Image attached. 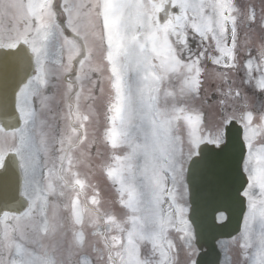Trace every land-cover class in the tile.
Wrapping results in <instances>:
<instances>
[{
	"label": "snow or ice",
	"instance_id": "1",
	"mask_svg": "<svg viewBox=\"0 0 264 264\" xmlns=\"http://www.w3.org/2000/svg\"><path fill=\"white\" fill-rule=\"evenodd\" d=\"M0 71V264H221L204 188L241 205L222 264H264V7L0 0Z\"/></svg>",
	"mask_w": 264,
	"mask_h": 264
},
{
	"label": "water",
	"instance_id": "2",
	"mask_svg": "<svg viewBox=\"0 0 264 264\" xmlns=\"http://www.w3.org/2000/svg\"><path fill=\"white\" fill-rule=\"evenodd\" d=\"M3 76V71H0V78ZM11 76V73H10ZM234 164V161L232 162ZM7 175L13 180V198L19 199V169L18 165L9 157ZM11 204V199L5 200L4 203ZM192 208L190 217L195 227L197 235V244L204 245L206 251H203L198 259L202 261H215L219 254L216 248L215 241L219 237H227L237 232L241 222V205L239 202L225 200L224 198L214 195L208 189H202L199 194H195L191 198ZM225 211L228 215V220L217 224L215 221V213ZM207 253V255H203Z\"/></svg>",
	"mask_w": 264,
	"mask_h": 264
},
{
	"label": "rangeland",
	"instance_id": "3",
	"mask_svg": "<svg viewBox=\"0 0 264 264\" xmlns=\"http://www.w3.org/2000/svg\"><path fill=\"white\" fill-rule=\"evenodd\" d=\"M238 5L243 9L246 8L248 5H255L257 14H259L260 9L264 7V0H237ZM254 30L252 32V35L254 34ZM247 31V25L242 24L241 25V40L244 39L245 32ZM193 47L195 48V42H193ZM207 67L209 69V73L206 77V84L205 87L209 90V94L214 98V92L212 90L216 87V84L218 83L217 78L214 75L215 68L212 66L210 63L207 64ZM199 103V102H197ZM259 105V102L257 106ZM209 112L213 111V109H208ZM101 187L103 188V194L105 198H110L111 197V189L108 185H105L103 182H101ZM218 219H221V215H219ZM237 236V235H236ZM219 248L222 250L223 253V248L221 245L225 246L228 248L227 255L228 257L231 258L233 262L236 261L238 257V252L239 250L235 247L232 246L231 238L229 239H222L218 242ZM183 253H181V261H183ZM224 259V254L222 256L221 264Z\"/></svg>",
	"mask_w": 264,
	"mask_h": 264
},
{
	"label": "flooded vegetation",
	"instance_id": "4",
	"mask_svg": "<svg viewBox=\"0 0 264 264\" xmlns=\"http://www.w3.org/2000/svg\"><path fill=\"white\" fill-rule=\"evenodd\" d=\"M259 36H260V33H259V30L257 29V30L254 31L253 38L256 39L257 42H258V41H259ZM254 102H255L256 105H257L258 102H259V100H255ZM258 106H259V105H258ZM258 106H257V107H258Z\"/></svg>",
	"mask_w": 264,
	"mask_h": 264
}]
</instances>
